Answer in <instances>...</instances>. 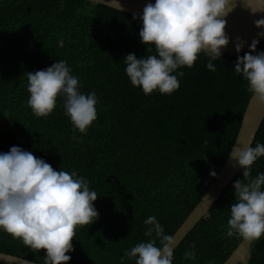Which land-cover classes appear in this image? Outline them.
Listing matches in <instances>:
<instances>
[{
	"label": "trees",
	"instance_id": "1",
	"mask_svg": "<svg viewBox=\"0 0 264 264\" xmlns=\"http://www.w3.org/2000/svg\"><path fill=\"white\" fill-rule=\"evenodd\" d=\"M140 17L88 0H0V153L12 146L30 151L57 171H76L98 194L99 218L76 229L68 264H136V258L122 259L126 251L154 238L161 246L155 233L145 235L149 216L172 236L227 159L253 95L234 70L250 49L221 55L212 61L216 71L201 53L193 67L173 73L180 82L174 93L145 95L132 85L123 59L157 54L140 39ZM257 50L264 51V41ZM58 60L67 61L81 93L96 94L97 119L87 134L65 114L63 96L47 118L27 104V72ZM261 143L264 121L252 147ZM260 173L264 156L251 178ZM238 179L242 169L174 250L173 264H224L242 241L228 235L227 224ZM0 251L45 264L46 250L33 252L2 229ZM186 251L195 259H185ZM248 264H264V235L253 241Z\"/></svg>",
	"mask_w": 264,
	"mask_h": 264
},
{
	"label": "clouds",
	"instance_id": "2",
	"mask_svg": "<svg viewBox=\"0 0 264 264\" xmlns=\"http://www.w3.org/2000/svg\"><path fill=\"white\" fill-rule=\"evenodd\" d=\"M239 3L254 14L264 10L252 8L249 0L147 3L140 17L143 27L139 36L145 45H154L157 54L137 58L135 53H129L123 58L132 85L142 86L145 95L154 90L171 95L180 87L173 73L182 66L193 67L201 53L209 57L207 68L216 71L212 61L221 57L222 49L230 42L225 18ZM255 25L264 28V18L257 19ZM258 35L264 36V32ZM245 43L236 38L238 53ZM258 43L256 39L252 41L250 50L238 57L234 70L248 81L249 91L264 102V51L257 50ZM147 51L152 52V48ZM27 78V104L36 117L47 118L56 108L57 98L63 96L65 114L75 129L87 134L97 119V97L95 92H80L79 79L72 75L67 61L58 60L46 69L27 72ZM262 156L264 143L232 149L231 158L243 170V180L234 182L236 202L230 207L231 218L227 221L229 236L238 234L253 241L264 235V173L251 178L252 166ZM97 199L98 194L90 190L88 180L74 170L57 171L44 159L18 146L0 153V229L33 252L46 250L45 264H68L72 257L67 253L75 250L76 229L99 218L93 203ZM144 224L150 226L145 235L152 237L155 233L161 246H157L155 238L138 243L122 259L136 258V264H173L174 237L165 234L155 216H149ZM184 258L195 259V252L186 251Z\"/></svg>",
	"mask_w": 264,
	"mask_h": 264
},
{
	"label": "water",
	"instance_id": "3",
	"mask_svg": "<svg viewBox=\"0 0 264 264\" xmlns=\"http://www.w3.org/2000/svg\"><path fill=\"white\" fill-rule=\"evenodd\" d=\"M88 1L104 4L115 9L137 15H143V9L147 3H155V0ZM249 3L254 9L264 8V0H249ZM262 18H264V10L258 11L254 14L250 10V8L246 7L243 3H239L237 7L225 18L227 20L226 32L230 37V42L227 47H224L222 49V55L238 53L235 48L237 37H240L243 41L246 42L241 52L249 50L250 45L254 39L258 40L259 43L263 42L264 36L258 35V33L264 32V28H258L255 25V21ZM263 121L264 102H261L253 93L246 107L245 113L242 118V123L232 149L234 146L245 147L249 144L252 146ZM232 149L217 176L207 188L204 195L201 197L197 205L190 212L184 222L172 235L176 241L175 249L185 239L189 232L193 230L198 222L208 213L215 202L223 194L229 183L241 170L236 160L231 158ZM253 241L242 239V241L233 250L224 264H248L251 257ZM0 262L4 264H28V262L29 264H42L18 255L2 251H0Z\"/></svg>",
	"mask_w": 264,
	"mask_h": 264
}]
</instances>
